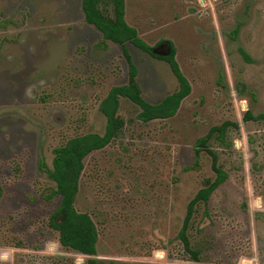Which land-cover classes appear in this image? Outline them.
<instances>
[{"label":"rangeland","instance_id":"1","mask_svg":"<svg viewBox=\"0 0 264 264\" xmlns=\"http://www.w3.org/2000/svg\"><path fill=\"white\" fill-rule=\"evenodd\" d=\"M125 21L159 53L173 44L191 91L147 123L120 98L123 129L84 159L74 207L96 226L98 264H264V120L246 118L264 113V0H125ZM126 48L148 103L176 90L163 59ZM127 80L121 46L84 21L81 0H0V264H88L48 226L61 197L38 160L51 170L55 148L102 135L99 104ZM224 122L206 147L227 177L192 218L195 262L177 235L216 177L196 141Z\"/></svg>","mask_w":264,"mask_h":264},{"label":"trees","instance_id":"2","mask_svg":"<svg viewBox=\"0 0 264 264\" xmlns=\"http://www.w3.org/2000/svg\"><path fill=\"white\" fill-rule=\"evenodd\" d=\"M81 11L84 21L93 26L104 40L118 44L122 48V54L128 63V80L125 85L112 87L106 97L100 102L99 110L106 119L105 130L102 135L89 133L69 139L64 145L53 150L52 169L47 170L43 158L38 160V169L46 171L48 177L55 183L56 189L51 196H60L59 206L49 217L48 226L58 233L59 244L66 249L90 257L88 264H98L96 243L98 232L94 222L87 213L78 212L74 207L75 197L79 189V181L84 169V159L95 151L107 147L116 139L124 127L123 119L118 115L120 98H126L139 108L137 119L143 123L153 120H165L175 116L180 104L191 91L190 84L181 72L175 59V49L170 41H163L170 49L169 55L157 56L152 50L157 46L149 47L139 36L135 28L125 21V0H81ZM132 44L153 58L165 61L177 80V88L171 94L166 95L157 104L148 103L143 97L140 85L137 81V69L131 61L126 45ZM244 56V52H241ZM246 57V56H245ZM246 118L259 121L264 120V113L252 116L248 111ZM229 122L220 126H213L204 137L196 141L198 150L203 149L211 157V168L215 172L214 180L206 179L203 187L191 198L186 206L185 216L177 238L181 242L184 252L192 261H199V253L191 248L188 231L192 218L200 203H207L209 196L226 179L227 175L218 166V158L206 145L217 134L220 141ZM1 197V187H0Z\"/></svg>","mask_w":264,"mask_h":264},{"label":"water","instance_id":"3","mask_svg":"<svg viewBox=\"0 0 264 264\" xmlns=\"http://www.w3.org/2000/svg\"><path fill=\"white\" fill-rule=\"evenodd\" d=\"M165 47H166L165 52L162 51V53H159V52L156 51V49H153L152 50V53L154 55H157V56H163V57H165V56L169 55V53H170L169 47H167V46H165Z\"/></svg>","mask_w":264,"mask_h":264},{"label":"flooded vegetation","instance_id":"4","mask_svg":"<svg viewBox=\"0 0 264 264\" xmlns=\"http://www.w3.org/2000/svg\"><path fill=\"white\" fill-rule=\"evenodd\" d=\"M161 48H163V46Z\"/></svg>","mask_w":264,"mask_h":264}]
</instances>
